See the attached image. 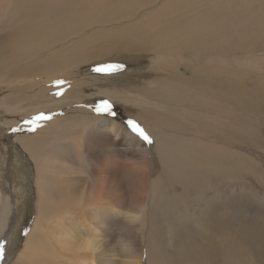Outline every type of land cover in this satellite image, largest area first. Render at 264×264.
Returning <instances> with one entry per match:
<instances>
[{
	"label": "bare ground",
	"instance_id": "6f19581e",
	"mask_svg": "<svg viewBox=\"0 0 264 264\" xmlns=\"http://www.w3.org/2000/svg\"><path fill=\"white\" fill-rule=\"evenodd\" d=\"M145 1L142 21L154 19L157 12L162 21L168 9L160 8L161 13L160 0ZM141 3L0 0V85L12 101V132L20 130L24 116L29 128L36 124L33 135L15 137L35 162L38 179L36 219L13 264H255L250 247L242 245L237 234L241 218L238 203L250 190L249 184L239 183L244 175L254 176L264 190V171L252 158L229 147L244 132L237 126L235 112L231 114L234 125H222L221 119L225 102L254 111L264 109V85L238 76L232 66L215 65L222 49L216 46L217 36L210 29L217 27L211 26L209 18L201 24L186 16L173 18L190 29L182 38L179 64H173L178 56L176 47L171 46L172 54L157 33L141 34V20L133 19L134 12L122 18L121 24L135 22L123 31L137 38L122 44H117L120 36L114 34L117 41H113L110 32L116 25L93 22L98 7L99 12L103 7L108 17L116 5L118 16L124 17ZM190 4H201V0ZM180 5L177 7L194 10ZM54 12L59 15L51 18ZM58 20L64 22L61 29L67 30V41L61 30L58 35ZM170 25L161 24L156 31ZM99 27L104 35L100 56H111L110 49L113 54L126 51L140 60H152L136 74V81L121 88L123 92L112 88L111 82L98 80L96 85L70 79L69 69L78 65V49H82L72 36L79 29L89 34ZM35 28H43L41 38L30 32ZM55 29L56 35H52ZM51 38L57 45L47 51ZM113 45L117 47L112 49ZM201 56L203 63L199 62ZM241 63L242 69L258 66L250 58ZM76 89L82 96L73 99L71 92ZM97 92L119 98L125 95L123 102L129 105L130 117L153 141L154 156L122 125L108 119L98 123V116L88 115L96 109L83 104L96 108L86 100ZM74 104H79L78 108H73ZM45 116L49 119L41 121ZM64 129L67 131L62 133ZM5 177L0 183V245L4 254L0 264L10 259V247L14 258L24 202L18 199L20 194H14L12 176ZM253 196L247 195V199L257 214H264V192Z\"/></svg>",
	"mask_w": 264,
	"mask_h": 264
},
{
	"label": "rangeland",
	"instance_id": "374dc122",
	"mask_svg": "<svg viewBox=\"0 0 264 264\" xmlns=\"http://www.w3.org/2000/svg\"><path fill=\"white\" fill-rule=\"evenodd\" d=\"M173 1H175V3ZM176 1L179 0H165V2L164 0H160V3L162 4L159 5L160 6L159 11L160 8L161 10L164 8L169 10L170 8L174 7V9H170L169 11L167 10L169 13L167 11L165 12L160 11L161 13L164 12V14L167 13L162 21L160 20L161 14L159 12L156 13V15L157 14L158 15L154 19L150 18L151 20L142 21L143 14L141 13L147 8L146 6H142L144 5L143 4L144 2L145 4H147L145 0H142V3L140 4L141 7H133L129 9L126 14L125 12L121 14V16L125 14L124 17L118 16L119 13L117 8H115L116 5L112 6L113 11L115 10V12H112V9H110L111 10L110 13H113L114 15L108 14V17H105L103 7H101L103 4L101 3L102 5L101 4L99 5L102 9L99 12L100 8L98 7V9H96L97 7L95 6L96 5L95 3L93 6L96 7L95 9L98 11L96 12L94 11L96 15L93 22H95V24H100V25L103 24L102 22H106L108 23V25H116L113 26L110 32H113L112 33V35L114 36L113 41H117L116 36L117 37L120 36V42L117 44H122L125 43L126 39L129 40L132 38L133 39L137 38V36H128V34L125 35L126 32L123 31V28L125 26L136 24L135 22L134 23L132 22L130 24H121V22L125 20V19L122 20V18L131 16L130 12H134L136 15L134 16L133 19L141 20V22L139 23L141 25V34L148 36L150 34L157 33L160 40L167 42L166 47L170 49L172 54L175 51L171 49V46L176 47L178 56L175 58L173 64L174 63L179 64L180 63L179 58L181 55H183L179 51L182 48H184V42L182 41V38L187 34V32L190 29L175 23L173 18L186 16L193 18L194 22L197 24H201L204 21H206V19L209 18L212 24L211 26L217 27L215 29H210L213 30L217 36L216 46L222 49V56L219 59H215V65L232 66V68H234V70L237 72L238 76L245 77L246 79H250L251 77L253 78V80H256L259 84L264 85V0H201V4H197L194 6L190 4L192 0H181L179 2ZM186 1H188V3ZM171 3L174 4L177 3V4L171 5ZM178 3L186 7H191L194 10L184 9L183 7H177V6H181L180 4L178 5ZM185 3H187V5ZM188 4L190 5L188 6ZM55 15L58 16L59 14L54 12V15L51 18L55 17ZM202 17L203 18L205 17V20H203ZM158 19L160 21H158ZM59 22L62 23L59 24ZM161 24H171V25L167 29L161 32H157L156 30L161 27ZM58 27H57L58 35H60L59 30H61L62 37L66 38L67 41L69 39L67 38L66 36L67 34L65 32L67 30L61 29V27H64V22L62 20H58ZM35 29L38 30L39 32L37 31L38 32L37 33ZM35 29L31 30L30 32L35 35L38 34L35 36L37 39L41 38L40 33L42 32L43 28H35ZM80 30L81 29H79L78 34L72 36L78 39V41H76V44L80 43L78 48H82V49H78V58L80 59L78 65L75 68L69 69L70 79L71 78L76 79L84 84H90L91 82H93L96 85L98 84V80L101 82H111L110 86L112 88L117 89L118 92H123L122 90L123 87L129 86V83L136 81L135 80V76H137L136 74L142 73L143 69L146 68V65L149 62L152 63V60L151 59L149 60L148 57L144 58L143 60H140L138 56L136 57L134 54L128 53L126 51L113 54L110 53L111 51L109 49L108 52L109 54H111V56L110 55L107 56L108 53L104 55L105 57L100 56L99 54L102 53L100 51L101 49L99 43L101 42V38L104 37L103 30L100 29L99 27L89 34L83 33L84 31L81 32ZM114 31H119L120 33H116ZM55 32L56 29L53 30L52 35L54 34L56 35ZM81 33L83 34V37ZM114 34H116V36ZM229 34H231V36ZM101 35L103 36L101 37ZM106 35L109 36V34ZM112 35L110 36L111 39L113 37ZM227 36H229L228 40H226ZM54 40H55L54 38H51V43L46 44L47 51L51 50L52 47H55L57 45V43L54 42ZM86 40L87 42H92V41L94 42L95 40L98 42L95 41L94 43L96 44L92 45V44H86L87 43ZM115 47L117 46L113 45L112 49ZM67 50L68 49L64 50L63 52ZM106 57L107 59H105ZM246 58L248 59L250 58L251 62L253 60H256V63L254 65H258V66L242 69L241 66L243 65H241L242 64L241 62H243L244 59ZM16 61L18 63L21 62L20 60L19 61L16 60ZM196 61L198 62V59ZM199 62L203 63L204 57L201 56ZM107 64H122L124 65V69L122 71H116L112 74H103L93 71L94 68L103 67ZM179 67L180 70L183 68L182 66ZM60 74L62 76L63 75L68 76V74L66 75L63 72H61ZM188 75L189 74L187 73L186 76ZM153 78H157V76L156 77L153 76ZM6 91L7 90L2 89L0 85V183H3L6 179L5 176L10 174L13 178L14 194L16 196L20 194L18 196V199H20V201L24 200L21 206V212H20L21 214H19V218H18V220L20 219L19 220L20 222H19V230L17 231V235L15 237L16 242L14 245V258L12 259V247H10L11 257L7 262L2 263V264H13L14 260H16V258L18 257V254H20V252L23 250L26 239L36 219V209H37L36 183L38 179L36 172L37 167L35 162L31 160V157L28 154V152L23 148V146L15 137L17 135L20 136L19 138L25 135H27L28 137L33 135L34 127L36 124L33 126V128L32 127L29 128L25 122L28 120V118L27 116H24L22 117L20 121V126L18 127V129L20 130H18L15 133L12 132V128H13L12 101L8 100ZM97 94H101V95H97ZM80 96H82L80 89H76L75 91L72 90L70 97L76 99L79 98ZM121 96L122 98H119L118 96L110 97L107 94L105 95V93L103 94L97 92L94 97L86 100V102L88 101L93 102L94 103L93 105L96 108L102 101H108L112 105V109L115 113L114 118L109 117L107 115L98 114L97 112L90 113L88 115L91 116L95 114V116H98L99 117L98 123L103 119H108L117 122L118 124L122 125L124 128L128 129L126 122L129 119L132 120V118L130 117L131 112L129 110V105L123 102L126 99L124 98L125 95L122 94ZM77 105L79 104H74L73 108H78ZM83 106L87 107L89 110L96 109L89 107L91 105L87 106L86 104H83ZM223 107L225 114H223V117L221 119V124L225 126L234 125V122L231 118L232 117L231 114L234 111L235 114L237 115L236 118L237 126L242 132L244 131L243 134L239 133L240 135L237 142L233 143L231 146L229 145V147H233L241 154H245L249 158H252L256 163L261 165V169L264 171V109L261 108L258 111H254L252 109L250 110L243 107L238 108L235 107V105H232L231 103H227V102L223 104ZM57 116H61V115L57 114ZM45 117H49V116H45ZM43 120L45 119L42 118L41 121ZM66 131L67 129H64L62 133ZM128 132L131 131L128 129ZM132 135L134 134L132 133ZM142 143L143 145H145V148L152 156L154 150L153 144H147L144 141ZM153 158L154 157H152L151 160L152 162H155V159ZM154 167L156 168V163H153V169H155ZM244 184H249L250 190L246 191V195L244 196L241 195L238 203L239 209L237 211H239V213L241 212L240 213L241 218L240 221L237 223L238 224L237 234L239 235L238 237H239V241H241L240 243L244 246L250 247V251L254 259V263L264 264V252H263L264 251V247H263L264 246V225H263L264 214L263 212H260V215L257 214L258 210L255 209L254 205H252L253 203H251L249 198L247 199V195L249 197H254L253 196L254 193L261 194L264 192V190L262 189L263 187L261 182H259L254 176H247V175L242 176L239 185H244ZM225 198L226 199L229 198V195H226ZM250 207L252 209H250ZM255 223H257V225ZM246 225H248L249 227ZM250 227L251 228L253 227L252 228L253 230ZM253 231L255 232V235ZM142 253L146 254L145 244H142ZM146 263L144 261L143 264Z\"/></svg>",
	"mask_w": 264,
	"mask_h": 264
},
{
	"label": "snow or ice",
	"instance_id": "6c2138e0",
	"mask_svg": "<svg viewBox=\"0 0 264 264\" xmlns=\"http://www.w3.org/2000/svg\"><path fill=\"white\" fill-rule=\"evenodd\" d=\"M124 69V65L122 64H107L103 67H96L93 69V71L97 73H103V74H112L116 71H122ZM96 112L98 114L107 115L109 117H115V113L112 109V105L108 101H102L96 108ZM44 119H49L48 117H43ZM37 119H40L38 117ZM127 128L133 133L135 136H137L140 140L144 141L147 144H152L153 141L150 137V135L147 133V131L135 120H127L126 122ZM2 245H0V258L3 257V250Z\"/></svg>",
	"mask_w": 264,
	"mask_h": 264
}]
</instances>
